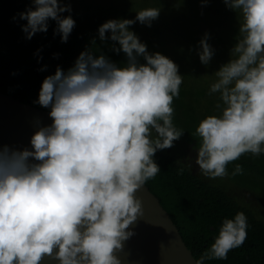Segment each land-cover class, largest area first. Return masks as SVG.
<instances>
[{"label": "trees", "instance_id": "1", "mask_svg": "<svg viewBox=\"0 0 264 264\" xmlns=\"http://www.w3.org/2000/svg\"><path fill=\"white\" fill-rule=\"evenodd\" d=\"M59 1L0 0V91L68 117L110 146L160 199L199 264H264V0H249L251 18L242 0ZM210 19L219 26L206 30ZM171 32L179 36L172 54ZM11 43L21 50L1 47ZM204 47L222 72H236L217 79L211 65L209 80L192 76ZM95 82L105 84L99 94ZM118 90L168 129L175 149L101 95ZM187 147L203 153L222 183L178 156ZM0 264H28L1 232Z\"/></svg>", "mask_w": 264, "mask_h": 264}, {"label": "water", "instance_id": "2", "mask_svg": "<svg viewBox=\"0 0 264 264\" xmlns=\"http://www.w3.org/2000/svg\"><path fill=\"white\" fill-rule=\"evenodd\" d=\"M0 232L28 264H199L110 146L1 91Z\"/></svg>", "mask_w": 264, "mask_h": 264}, {"label": "rangeland", "instance_id": "3", "mask_svg": "<svg viewBox=\"0 0 264 264\" xmlns=\"http://www.w3.org/2000/svg\"><path fill=\"white\" fill-rule=\"evenodd\" d=\"M221 1H223V0H221ZM242 1L245 3V5H244L245 8L242 9V7H241L240 9L242 10V12L244 10L245 12H243V13H246L247 14L248 11L251 9V7L252 6L254 7V3L249 2V0L248 1L242 0ZM49 2L52 3L53 5H55L56 7H62L61 6V1H59V0H49ZM227 3H228V5L232 4L231 3V0H228ZM199 9H203V8H199ZM205 14H206L205 12L201 11L200 17L203 16V15H205ZM244 17H245V15H244ZM204 18H206V17H204ZM246 18H251L250 15H249V13L247 14ZM211 21L212 20L210 19V22ZM235 22H237V21H235ZM241 22H243V20H241ZM228 23H229L228 21L226 23V20L225 19H223L221 21V25L228 24ZM228 25H230V23ZM215 26H219V23L214 24L213 21H212L211 24L210 23H205L203 25V27L206 30H213ZM239 27L241 28L242 27V24L239 25ZM177 32H178L179 35L182 34V30H180V29H178ZM229 33L230 32L225 33V36H224L227 41L233 36L232 34H229ZM240 33L243 34V36H244V32L243 31H240ZM226 35L228 37H226ZM172 36H174V37H172ZM239 37H240V34H239ZM178 38H179V36L177 34L174 35L173 33H172L171 36H169V37L166 38V42L165 43L167 45V49H169L168 51H169L170 54H172L171 53L172 52L171 50L176 49V47H175V40L178 39ZM241 39H243V38H241ZM233 41H235V37L234 36H233ZM10 45L13 48L9 49V48L3 47V46H6V45H1V47L4 50H12V51L13 50H21V48H20L21 46L18 43H11ZM255 45H258V42ZM233 46H235V44H233ZM42 48L43 47H39L40 51L42 50ZM204 49H205L206 53L202 55V60H200V62H194L193 61L190 64V65H192L194 67H198V68H193V70H192L193 75L192 76H197L199 74H203V77L205 79L209 80V78H211L210 77L211 73L208 72L207 70L211 69V65H212V69L217 73V75H216L217 79H219V77L227 76V75H229L231 73L234 74L236 72L237 69H236L235 66H234V68L233 67H229V66L226 67V70L229 73L222 72L221 69L223 67V64L221 62H216L215 63V62L211 61V58L212 57L208 53L207 48L204 47ZM41 52L42 53H46L44 51H41ZM171 58H173V56H171ZM174 58H173L174 59L173 60L174 64L175 65L177 63L179 64V61L176 59V57H174ZM254 59H255V62L257 64H261L262 63V60L261 59H258L257 57H255ZM43 60H44V58H42V56H41L39 58V61H43ZM208 60H210V61L208 62ZM190 61H192V60H189L188 63ZM231 61L234 64L235 59H232ZM53 64H55V66L57 67V64L55 62ZM179 66H180V64H179ZM184 72L186 74H188V71L187 70H185ZM189 72H190V70H189ZM94 84H95V85H93L94 92H96L98 94L101 93L102 90H103L101 86H105V84L103 82L102 83L95 82ZM101 95H103V97H105L107 100H111V101L119 104L123 109H126L129 112L132 111L131 113H133L135 115L134 116L135 119L137 121L141 122L143 125H145V127H147L152 134L156 135L158 141L160 142V144L162 146L166 147L167 149L168 148L169 149H171V148L175 149L174 142L171 141L168 138V136H167L168 129L166 127L162 126L160 122H156L152 117L148 116V114L142 108H138L137 111L135 109H133V106L128 103V99L124 95L123 90L122 91L121 90L120 91L118 90L116 92H113V91H111V92L110 91H104V93H102ZM179 150H180V153H179ZM176 153L178 154V156L180 158H183L184 160L192 163V165L190 166L191 169L194 172H197L204 179H208V180H212V181H216V182L222 183V179H220L219 176L216 175L215 172H212L209 169V167L206 165L205 156L203 155V153L199 152L198 150H195V149H192V148H188V147L187 148H182V150H181V148H177V152ZM233 190H234V194L237 195L243 201H245L247 203H251L253 206L261 207V205H262L261 201L258 200L250 192L245 191V190H242V189H233Z\"/></svg>", "mask_w": 264, "mask_h": 264}]
</instances>
